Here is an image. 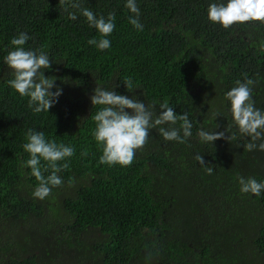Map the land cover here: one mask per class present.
<instances>
[{
  "label": "trees",
  "instance_id": "trees-1",
  "mask_svg": "<svg viewBox=\"0 0 264 264\" xmlns=\"http://www.w3.org/2000/svg\"><path fill=\"white\" fill-rule=\"evenodd\" d=\"M126 2L68 0L66 11L60 0H0V264H264V191L242 193L238 182L264 181V151L247 150L226 99L236 81L251 79L264 110V23L211 22L209 4L226 0H136L137 30ZM83 8L114 13L108 49L88 44L100 34ZM20 32L30 37L26 50L48 54L51 68L42 72L62 89L49 113H35L8 84L4 57ZM96 86L155 104L157 114L168 102L188 114L192 136L168 141L153 128L130 166L100 163ZM29 128L75 149L59 162L69 164L58 173L63 184L44 200L33 196L38 181L22 167ZM201 129L229 138L205 143Z\"/></svg>",
  "mask_w": 264,
  "mask_h": 264
},
{
  "label": "clouds",
  "instance_id": "clouds-1",
  "mask_svg": "<svg viewBox=\"0 0 264 264\" xmlns=\"http://www.w3.org/2000/svg\"><path fill=\"white\" fill-rule=\"evenodd\" d=\"M60 2L66 5L65 10L67 11L68 0H60ZM70 6L80 9V4L76 2H72ZM125 7L135 14L134 17H129V23L137 30H142L143 25L139 21L140 9L136 0H127ZM81 12L89 26L95 28L100 34L99 39L91 38L88 44L95 45L100 50L108 49L111 42L106 37L110 36L116 27L114 13H109L107 17L103 15L97 17L88 8L81 9ZM207 15L211 22L218 23L226 29L234 24L251 21L264 23V0H226V2L210 3ZM68 16L72 20L77 19L75 12H68ZM29 39L26 33L20 32L10 42L13 48L4 57V62L12 69L13 75L8 84L21 97L29 98V107L35 113L42 111L49 113V109L54 106L57 98L62 94V89L55 84V77H46L42 72L43 69L51 68L48 54L24 48ZM253 83L251 79L244 82L236 81V85L227 91L226 99L230 102V113L235 126L241 134L249 138V143L246 145L247 150L264 151V110L257 108L252 99L250 85ZM130 84V81L127 85L125 84L128 90ZM53 88L56 90L50 91ZM93 93L90 97L91 103L93 106L100 107L92 116L95 123L92 134L101 146L102 155L99 159L102 164L130 166L136 152L142 150L148 142L149 130L153 128H158L159 133L168 141L175 140L184 143L192 136L193 125L188 114L177 115L166 101L159 104L161 111L157 114L155 104L145 105L136 98L117 94L113 88L96 86ZM125 109L132 111L129 113ZM177 121L182 122L179 128L159 127L164 124L176 125ZM197 134L201 141L211 144L217 139L228 140L229 138V136L225 137L222 131L201 129ZM25 136L27 142L22 147L29 154V159L22 164V167H29L31 174L38 181L33 196L44 200L51 194L52 188L63 184L58 173L67 169L69 164L59 162L72 157L75 149L74 146L57 143L54 139L48 140L42 131L31 128L27 130ZM82 155H86V152ZM194 158L200 164H207L200 153ZM41 160L45 161L46 165L42 166ZM49 169H51L50 174L45 176L44 172ZM206 171L211 174L213 168L208 167ZM238 182L242 193L259 196L264 191V181L258 182L252 177H238Z\"/></svg>",
  "mask_w": 264,
  "mask_h": 264
}]
</instances>
